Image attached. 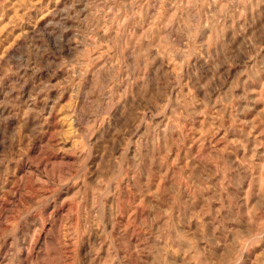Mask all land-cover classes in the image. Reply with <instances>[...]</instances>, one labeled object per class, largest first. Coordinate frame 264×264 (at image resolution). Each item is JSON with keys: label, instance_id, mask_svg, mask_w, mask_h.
Returning <instances> with one entry per match:
<instances>
[{"label": "rangeland", "instance_id": "374dc122", "mask_svg": "<svg viewBox=\"0 0 264 264\" xmlns=\"http://www.w3.org/2000/svg\"><path fill=\"white\" fill-rule=\"evenodd\" d=\"M0 264H264V0H0Z\"/></svg>", "mask_w": 264, "mask_h": 264}]
</instances>
